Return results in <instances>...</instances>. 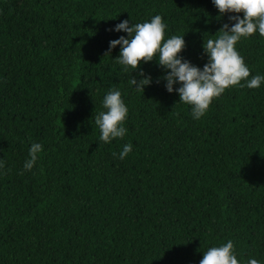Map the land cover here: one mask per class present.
<instances>
[{"label":"trees","instance_id":"16d2710c","mask_svg":"<svg viewBox=\"0 0 264 264\" xmlns=\"http://www.w3.org/2000/svg\"><path fill=\"white\" fill-rule=\"evenodd\" d=\"M157 14L200 68L232 15L211 0H0V264H199L228 240L242 264H264V84L226 90L200 120L156 83L155 60L134 91L119 46L108 54L127 34L110 30ZM236 47L264 75V37ZM110 88L127 135L105 144L95 117ZM33 142L43 151L23 171Z\"/></svg>","mask_w":264,"mask_h":264},{"label":"clouds","instance_id":"9594fccd","mask_svg":"<svg viewBox=\"0 0 264 264\" xmlns=\"http://www.w3.org/2000/svg\"><path fill=\"white\" fill-rule=\"evenodd\" d=\"M221 17L229 15V23L223 24L215 35L203 40L202 51L207 62L202 68L193 65L181 56L186 48L185 35L167 36L168 26L160 15L150 20L133 23L122 20L110 31L126 33L118 39L109 41L108 54L119 46V55L114 60L123 71H131L129 86L137 92L153 82L152 77L143 70L136 72L141 63L153 60L164 70V75L156 83L164 82V88L179 97V103L190 107L194 120L203 118L212 102L232 87L258 89L264 84V75L250 76V69L240 55L236 45L242 39L253 35L264 37V0H211ZM242 14V16L240 15ZM131 20V18H130ZM214 37V38H213ZM178 85V87H175ZM102 109L95 117L99 129V140L109 144L127 135L125 121L128 117V106L119 89L110 88L101 101ZM43 146L39 142L31 143L28 158L23 164V171H32L36 166ZM133 151L131 143H125L113 157L123 161ZM5 174V164L0 160V176ZM199 264H242L238 261L233 242L228 240L219 246L209 247L203 252ZM247 264H262L256 258H249Z\"/></svg>","mask_w":264,"mask_h":264}]
</instances>
